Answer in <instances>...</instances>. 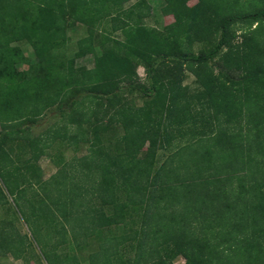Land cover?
Returning <instances> with one entry per match:
<instances>
[{"label": "trees", "instance_id": "obj_1", "mask_svg": "<svg viewBox=\"0 0 264 264\" xmlns=\"http://www.w3.org/2000/svg\"><path fill=\"white\" fill-rule=\"evenodd\" d=\"M129 1L0 0V205L13 198L12 217L0 224V255L27 259L33 243L16 229V215L24 207L36 215L39 203L60 214L52 225L60 218L67 232L72 219L81 228L87 220L84 240H101L90 264H174L178 256L184 264H264V8L225 15L217 44L194 53L184 49L202 38L200 16L227 13L228 0H165L162 12L175 20L162 29L145 23L147 0L125 7ZM76 22L88 30L76 56L93 54V68L55 55ZM237 25L249 29L234 45ZM119 31L123 40L113 35ZM23 40L36 61L14 45ZM223 49L237 79L209 67ZM184 67L200 86L193 93L174 80ZM126 91L144 103H130ZM58 105L69 107L63 122L31 136L28 124ZM105 105L114 110L110 121ZM115 122L123 134L108 141ZM19 139L30 148L61 139L75 152L81 142L89 149L69 162L57 154L58 172L42 181L36 162L47 147L22 168L17 148L5 146ZM160 151L167 156L157 164Z\"/></svg>", "mask_w": 264, "mask_h": 264}, {"label": "rangeland", "instance_id": "obj_2", "mask_svg": "<svg viewBox=\"0 0 264 264\" xmlns=\"http://www.w3.org/2000/svg\"><path fill=\"white\" fill-rule=\"evenodd\" d=\"M152 7V14L151 16L145 19V23L148 26L156 27V28H163L164 26L174 22L175 18L172 15H164L162 12L163 6H165V0H147ZM198 0H190L189 4L193 5ZM227 1V0H226ZM230 4H227L226 10L227 13H223L220 11L219 15L215 16L212 19H207V17L202 14L200 16L201 27L200 29L203 30L201 33L200 40L191 44L192 46L187 45L184 50L189 49V52L194 53H203L207 52L210 48L215 46L220 38V29L217 26L218 23L223 19L226 15L228 16L229 13L233 12H248L252 10H256L259 8H264V0H228ZM135 0L129 1L125 4V7L131 6ZM249 27L246 25L242 26H234L230 32L231 43L234 45L241 44L243 39L242 34L246 32ZM199 30V28H198ZM100 31H98L99 33ZM97 33V34H98ZM68 34V41L62 45L61 47L55 50V55L57 57H62L65 60L69 58H74L78 51V41L80 38L87 36L88 30L87 26L80 22H76L74 25L69 26L67 29ZM114 36L120 38L121 40L124 39L123 34L119 31L113 34ZM100 38L97 37L96 41V50L98 53L102 52V48L100 45ZM14 45L18 46L22 49L24 54L31 62L36 61V53L33 46L26 40L16 42ZM183 50V51H184ZM229 51L227 49H223L217 56L211 59L209 63V67L211 71H214L215 74L224 73L229 77H234L237 79L239 76V70H235L234 68L231 70L228 68L226 63L225 54ZM95 63V57L93 54H89L85 57H77L75 58V65L77 67H87L93 68ZM21 69L28 68V64L20 63L18 65ZM182 71L177 72L174 76V80L179 81L183 86L189 87V93L195 92V90L199 89V84L195 75L188 70L186 67L181 69ZM137 73L139 75L138 82H145L147 78V71L143 66H139L137 68ZM85 92L80 93V97H82ZM126 98L130 101V103L141 106L144 103V98L139 93H131L126 91ZM108 109V105H105ZM69 107L65 108L63 105H58L50 110H48L44 116L39 118L35 124L29 123L27 128H29L31 136L38 137L44 132H46L50 127H55L56 124H61L64 118V113L66 110L68 111ZM114 110L112 108L106 114L105 119L110 121V117L113 114ZM90 125L88 123L84 124V128H88ZM0 133H2V128L0 127ZM123 134V128L120 123L115 122L113 127L109 129L107 136L108 141L109 139L112 140L116 136ZM14 141V140H13ZM23 142V143H22ZM15 146L17 149L13 153V157L17 160V165L21 166L22 168L27 160H32L34 155L38 154L42 148L47 147L46 151L43 155L39 157L36 164L38 167L41 168V178L42 181L49 180L52 176H54L58 170L59 165L55 161V156L57 154H61L66 161L72 160L74 156L78 158L82 157L88 152L89 143L81 142L79 144L78 151L71 147H68L61 139H53L50 142L35 146L30 148L29 142L23 139L9 142L5 146ZM18 146H23L24 152L20 151ZM167 153L165 151H160L157 157V164H161L163 160L166 158ZM31 162V161H30ZM21 172H24L23 169ZM41 191V190H40ZM58 193L57 195H63V193ZM65 194V193H64ZM33 195L32 191H29L27 197H31ZM15 198V197H14ZM25 198V196H24ZM17 200V197L15 198ZM9 203L13 204V198L9 197ZM7 203L5 205H0V224L4 220H9L12 217V213L8 211L10 204ZM38 209L36 215H33V212L29 210L27 207H24V215L18 213L19 216L16 214V221L15 227L16 229L21 232L22 234H27L30 238L31 242L33 243L31 247L28 249V253L26 254L27 259H16L13 257L12 254H5L0 255V262L1 264H70L72 262L71 259L73 256H77L80 261V264H90L89 255L96 250H99L101 240L96 238L95 235H92L84 240L87 236L86 234L89 233V228L91 225H87V220H83V226L80 227L81 222L79 219H72L71 223L66 225L68 230L63 228V224L61 223V219H56L54 224L52 225V219L56 216L57 212L53 210L43 211V208L40 209L39 203L35 205ZM41 211V213H40ZM57 215H60L59 213ZM25 216V217H24ZM15 217V216H14ZM25 220H24V219ZM114 234H121L123 231H127L123 229V227H113ZM57 230V231H56ZM76 240L82 242L80 247L76 246ZM85 242H84V241ZM86 245H83L85 244ZM43 254V256L41 255ZM68 255L70 256L68 258ZM174 264H184L185 258L183 256H178L172 261Z\"/></svg>", "mask_w": 264, "mask_h": 264}, {"label": "crops", "instance_id": "obj_3", "mask_svg": "<svg viewBox=\"0 0 264 264\" xmlns=\"http://www.w3.org/2000/svg\"><path fill=\"white\" fill-rule=\"evenodd\" d=\"M0 127H1V124H0Z\"/></svg>", "mask_w": 264, "mask_h": 264}]
</instances>
